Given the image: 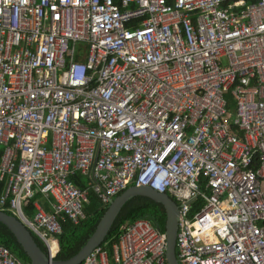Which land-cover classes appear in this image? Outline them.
<instances>
[{
	"label": "built area",
	"instance_id": "built-area-1",
	"mask_svg": "<svg viewBox=\"0 0 264 264\" xmlns=\"http://www.w3.org/2000/svg\"><path fill=\"white\" fill-rule=\"evenodd\" d=\"M0 182L50 259L89 194L134 186L176 204L177 264H264V0H0ZM165 248L138 219L82 264Z\"/></svg>",
	"mask_w": 264,
	"mask_h": 264
},
{
	"label": "trees",
	"instance_id": "trees-1",
	"mask_svg": "<svg viewBox=\"0 0 264 264\" xmlns=\"http://www.w3.org/2000/svg\"><path fill=\"white\" fill-rule=\"evenodd\" d=\"M255 1L256 0H245L247 4ZM229 107L232 108V102L229 103ZM70 181H72L79 189H83L86 186L85 179L78 175L71 177ZM4 186V182H0V195ZM38 199L39 194L34 192L33 198L28 205H23L24 209L26 208L25 210L28 214L27 217L31 216L30 214H33L34 211L31 204L32 202H35L34 200ZM105 210L106 206H102L92 194H89L88 203L83 209L84 219L77 225H72L69 221L61 223V234L56 237L58 253L54 260H66L74 256L93 233ZM0 211L9 216H14L6 208H0ZM138 219L147 220L154 229L163 234L166 220V214L163 206L148 198L137 196L124 204L104 242H109V245L115 243L120 234V227L128 222H133ZM32 237L36 245L43 252H45L42 244L37 240V238L35 236ZM0 246L6 248L17 260L29 264L27 257L23 253L20 246L16 243L12 234L1 224Z\"/></svg>",
	"mask_w": 264,
	"mask_h": 264
},
{
	"label": "water",
	"instance_id": "water-1",
	"mask_svg": "<svg viewBox=\"0 0 264 264\" xmlns=\"http://www.w3.org/2000/svg\"><path fill=\"white\" fill-rule=\"evenodd\" d=\"M145 197L157 204H161L166 214L163 235L165 237V264H177L175 255V239L177 233L178 208L165 194H159L147 187L130 186L120 195L110 200L106 210L97 223L93 233L80 250L66 260L50 259L33 240L32 233L15 217L0 211V224L3 225L14 237L27 257L29 264H82L84 259L107 238L120 210L134 197Z\"/></svg>",
	"mask_w": 264,
	"mask_h": 264
},
{
	"label": "crops",
	"instance_id": "crops-1",
	"mask_svg": "<svg viewBox=\"0 0 264 264\" xmlns=\"http://www.w3.org/2000/svg\"><path fill=\"white\" fill-rule=\"evenodd\" d=\"M34 201L36 203H38L46 212H48V213L50 212V207H49L48 202L45 199H43L40 195H39V199L38 200H34ZM25 209H24V206H23V212H24V214L25 215H28ZM30 215H32V214H30Z\"/></svg>",
	"mask_w": 264,
	"mask_h": 264
},
{
	"label": "clouds",
	"instance_id": "clouds-1",
	"mask_svg": "<svg viewBox=\"0 0 264 264\" xmlns=\"http://www.w3.org/2000/svg\"><path fill=\"white\" fill-rule=\"evenodd\" d=\"M46 254V253H45Z\"/></svg>",
	"mask_w": 264,
	"mask_h": 264
},
{
	"label": "rangeland",
	"instance_id": "rangeland-1",
	"mask_svg": "<svg viewBox=\"0 0 264 264\" xmlns=\"http://www.w3.org/2000/svg\"><path fill=\"white\" fill-rule=\"evenodd\" d=\"M13 214V213H12Z\"/></svg>",
	"mask_w": 264,
	"mask_h": 264
}]
</instances>
